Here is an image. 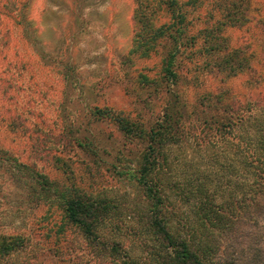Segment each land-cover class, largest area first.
Returning a JSON list of instances; mask_svg holds the SVG:
<instances>
[{
	"label": "trees",
	"instance_id": "16d2710c",
	"mask_svg": "<svg viewBox=\"0 0 264 264\" xmlns=\"http://www.w3.org/2000/svg\"><path fill=\"white\" fill-rule=\"evenodd\" d=\"M205 2L213 11L205 9L201 19L193 12ZM134 3L126 56L149 60L161 50L158 68L136 76L143 106L149 110L159 102L158 111L134 119L111 106L92 105L93 131L84 126L68 141L93 157L108 154L106 167L113 170L119 156L125 157V144L138 143L132 165L115 171L130 182L132 193L122 189L110 197L79 186L69 175L57 182L33 173L27 175L28 194L59 208L56 235L74 229L95 255L114 264H264V108L235 105L227 100L228 88L197 94L190 105L178 60L188 45L202 56L206 73L227 77L250 69L247 54L228 47L223 35L227 27L248 21V2ZM17 14L25 29L24 1ZM102 122L111 123L126 142L120 149L106 152L94 143L107 139L96 128ZM0 158H10L2 148ZM12 161L19 170L27 167ZM29 244L21 232H0V264H12Z\"/></svg>",
	"mask_w": 264,
	"mask_h": 264
},
{
	"label": "rangeland",
	"instance_id": "374dc122",
	"mask_svg": "<svg viewBox=\"0 0 264 264\" xmlns=\"http://www.w3.org/2000/svg\"><path fill=\"white\" fill-rule=\"evenodd\" d=\"M22 1L29 20L25 29L17 14ZM246 1L248 21L227 27L223 35L228 47L247 54L250 69L227 77L206 73L196 47L187 45L178 60L190 105L197 94L228 88L227 100L235 105L264 108V0ZM134 6V0H0V148L10 157L0 158V232L30 239L12 264H114L95 255L78 231L65 227L56 235L61 211L30 197L27 175L44 174L57 182L69 175L79 186L110 197L122 189L132 193L130 182L115 171L132 165L138 143L124 142L111 123L96 126L107 139L94 143L106 152L126 143L125 157L118 155L113 170L106 167L108 154L93 157L68 141L84 126L93 131L92 105H108L134 119L158 111L159 102L149 110L143 106L145 93L136 76L158 68L161 50L149 60L126 56ZM212 8L205 2L193 13L203 19ZM13 158L27 167L17 169Z\"/></svg>",
	"mask_w": 264,
	"mask_h": 264
}]
</instances>
